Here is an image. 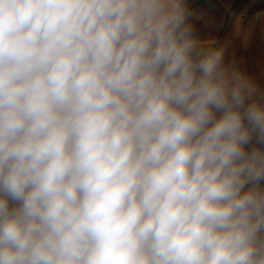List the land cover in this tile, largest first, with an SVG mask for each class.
Returning a JSON list of instances; mask_svg holds the SVG:
<instances>
[{"label": "clouds", "instance_id": "9594fccd", "mask_svg": "<svg viewBox=\"0 0 264 264\" xmlns=\"http://www.w3.org/2000/svg\"><path fill=\"white\" fill-rule=\"evenodd\" d=\"M197 19L0 0V264H264V89Z\"/></svg>", "mask_w": 264, "mask_h": 264}, {"label": "crops", "instance_id": "0c3cea01", "mask_svg": "<svg viewBox=\"0 0 264 264\" xmlns=\"http://www.w3.org/2000/svg\"><path fill=\"white\" fill-rule=\"evenodd\" d=\"M205 45L225 50V58L264 89V0H189ZM256 13H262L254 22Z\"/></svg>", "mask_w": 264, "mask_h": 264}]
</instances>
